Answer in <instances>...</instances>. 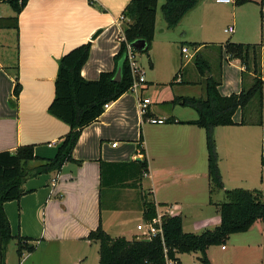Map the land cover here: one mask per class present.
<instances>
[{
  "label": "crops",
  "instance_id": "crops-1",
  "mask_svg": "<svg viewBox=\"0 0 264 264\" xmlns=\"http://www.w3.org/2000/svg\"><path fill=\"white\" fill-rule=\"evenodd\" d=\"M242 1L262 5L260 13L264 12V0ZM129 2L28 0L19 15L15 58L9 63L0 58V151L15 152L21 145L33 144L38 157L51 158L56 154L70 130L67 123L48 111L55 96L58 60L91 41L83 76L95 80L102 71H112L120 46V30L129 22L123 17ZM260 18V42L237 43H261L264 20L261 15ZM99 29L102 32L92 39ZM165 30L163 27L159 32ZM199 43L204 44L198 50L211 63V73L202 75L197 69L205 79L204 89L209 76L219 81L222 95L239 93L244 86L252 84L256 76L252 68L247 69L240 59L231 58L227 53L224 59L225 49L221 45ZM151 51L147 54L149 58ZM255 53L264 80L263 47ZM253 58L252 52L250 67ZM184 74H178L181 83ZM17 81L22 87L18 98L14 95ZM146 91L145 85L138 93L127 91L109 103L97 120L83 128L73 151V157L79 162H67L58 174L28 176L24 181L28 192L19 200L5 203L12 234L33 238L37 244L34 251L24 252L21 259L18 257L19 264H99V243L87 239L90 231L102 224L112 237L124 236L131 240L141 236L138 225L146 223L144 201L155 202L159 216L181 215L186 232L200 233L220 224L218 206L223 201L216 202L214 194L228 189V182L244 183L247 189H259L264 195V88L261 124L257 123L255 110L250 122L241 124L243 110L238 109L233 116L236 124L215 129L224 188L212 193L205 130L196 124L179 122L195 120L198 114L194 108L184 105V100L175 102L177 97H205L206 93L204 96L174 94L169 100L174 107L169 112L153 109L151 103L143 114L139 100L147 97L143 96ZM179 107L194 111H180ZM151 116L165 117L167 121L151 123L148 121ZM171 117L175 121L168 120ZM137 156L148 160V171L139 188L129 184L102 188V160L124 163L137 160ZM38 163L31 161L29 166L32 168ZM117 168L114 167L119 173L113 177L124 174L122 168ZM10 253L8 247L6 264H11ZM185 254H190L194 264L202 263V254L197 251L177 254L176 264H186ZM207 255L212 264H264V221L258 220L247 231L232 234L225 244L210 246Z\"/></svg>",
  "mask_w": 264,
  "mask_h": 264
},
{
  "label": "trees",
  "instance_id": "trees-1",
  "mask_svg": "<svg viewBox=\"0 0 264 264\" xmlns=\"http://www.w3.org/2000/svg\"><path fill=\"white\" fill-rule=\"evenodd\" d=\"M2 2L9 4L15 15L0 16V28L19 30V15L28 0H0V3ZM197 5L198 0H166L161 9L167 27L175 28ZM157 6L158 0H130L123 10V17L129 22L125 24L123 30L125 40L120 42L118 52L114 56L115 68L112 71H102L98 79L89 80L82 74V69L91 53V41L75 47L60 57L55 96L48 111L67 123L70 130L64 136L53 157H38L35 155L33 144L21 145L15 152L0 151V264L7 262L8 247L12 240L16 241V251L20 259L24 252H32L37 246L33 238L12 234L5 203L19 200L28 192L24 186V179L28 176L42 173L58 174L67 162H79L73 157V151L83 128L103 114L105 104L116 101L131 88L134 78L128 56L130 47L135 50L132 44L142 40L145 42V47L140 52L149 55L152 49L156 31ZM261 17L264 20L263 11ZM261 35L259 44L229 41L220 46L231 58L240 59L247 69H253L256 76L249 87L244 86L239 93L222 95L218 88L219 81L209 76L206 78L205 97L181 96L175 101L179 103L184 100V105L194 108L198 114L195 120L179 122L196 124L205 130L211 193L224 188L215 137L216 127L236 124L233 116L238 109L243 110L241 124L250 122L246 112L254 102L257 104L254 107L257 123H262L264 80L261 78V65L256 59L255 52L262 46L264 58V23ZM188 44L194 49L204 43L189 42ZM252 52L254 58L253 65L250 67ZM194 62L200 74L211 73V63L201 51L198 50L195 54ZM119 67L122 70V78L120 81H115L114 76ZM183 69L177 73V77ZM21 88V84L17 81L14 86L16 98L19 97ZM168 120L175 121L172 117ZM31 161L39 163L30 168ZM262 163L264 164V157ZM114 167L122 168L124 174L113 177L114 173H119V170ZM100 168L102 188L122 186V184L139 188L144 174L148 171V160L145 158L124 163L102 160ZM224 193L226 200L218 206L221 216L220 224L213 228H206L200 233L186 232L181 215L164 214L161 216L163 235H157L147 241L140 236L131 240L124 236L112 237L102 224L90 231L87 239L99 243V264H168L169 260L179 262L177 256L179 253L197 251L202 254L200 259L203 264H212L207 255V249L210 246L225 244L232 234L247 231L258 220L264 221V195L261 190L236 187L225 189ZM158 216L156 203L144 201L145 222L150 223Z\"/></svg>",
  "mask_w": 264,
  "mask_h": 264
},
{
  "label": "rangeland",
  "instance_id": "rangeland-1",
  "mask_svg": "<svg viewBox=\"0 0 264 264\" xmlns=\"http://www.w3.org/2000/svg\"><path fill=\"white\" fill-rule=\"evenodd\" d=\"M165 1H158L157 35L156 40H153L151 56L149 58L147 53L138 51V59L145 71L146 82L143 85L147 87V91L143 96L151 99L153 109H164L169 112L168 109L174 107V103L169 101L171 100L170 96L174 97V94L177 96H180V94L204 96L206 93L203 83L205 79L198 73L194 58L185 64L187 56L182 53L181 46H188L189 42H208L216 45L225 44L229 41L260 42V6L262 5L257 6V4L250 1H239L234 4L219 3L216 0H198V5L186 14L179 25L175 28H168L161 9ZM10 15H13L12 7L3 2L0 3V16ZM202 23L204 24L202 25ZM230 26L235 27L234 32L226 31ZM163 27H166V30L159 32ZM184 31H187L186 35ZM16 39L17 32L15 28H0V58L1 60L5 58L4 62H13ZM9 45L12 47L7 51L6 48ZM190 51H193L192 47H190ZM225 57L226 52L224 51V59ZM181 69H183L181 72L186 73L182 83L177 79V73ZM195 81H198V83H195ZM165 100H168L169 104L165 103ZM255 106L257 105L254 103L251 107H248L246 117L253 118L254 114L252 112ZM178 109L180 111H194L192 108L183 110L184 108L179 107ZM182 116L188 115L184 114ZM227 186L228 189L236 188V186L247 189V187H244L246 186L244 183L233 185L228 182ZM214 198L216 202L218 200H221L220 202L225 201L224 191L216 192ZM213 208L215 206H212ZM136 222L135 219V225ZM95 247L97 249L98 245ZM9 248L11 249L10 263L19 264L15 240L10 242ZM183 258L186 264H194L190 254H185ZM195 264L203 263L196 261Z\"/></svg>",
  "mask_w": 264,
  "mask_h": 264
},
{
  "label": "built area",
  "instance_id": "built-area-1",
  "mask_svg": "<svg viewBox=\"0 0 264 264\" xmlns=\"http://www.w3.org/2000/svg\"><path fill=\"white\" fill-rule=\"evenodd\" d=\"M219 3H233L235 0H216ZM123 18V17H122ZM226 31H234V27H229L226 29ZM122 32L121 35H119L118 39L120 42L125 40L124 32L123 30H120V33ZM181 51L183 54L187 56V60L185 64H187L189 61H191L194 57L195 54L198 51V48H194L193 51H190V47L187 45H182L181 46ZM128 56H129V61L132 69V74H133V83L131 85L130 90L138 93L140 89L142 88L143 84L146 82V79L144 77V68L139 62L138 59V51L134 50L132 47H130L128 51ZM177 79L181 81V76L178 75ZM152 103L151 99L149 97L146 98H141L139 100V108L141 113H146L147 108L149 105ZM109 107V103L105 104V109ZM148 121L151 123H165L167 121V118L165 117H149ZM114 146L116 143L113 144ZM138 228L142 230V235L140 236L141 238H149L151 239L152 237H155L157 235H163V228H162V220L161 216H158L153 219L152 222L150 223H144L138 225ZM168 264H176L174 260H169Z\"/></svg>",
  "mask_w": 264,
  "mask_h": 264
},
{
  "label": "water",
  "instance_id": "water-1",
  "mask_svg": "<svg viewBox=\"0 0 264 264\" xmlns=\"http://www.w3.org/2000/svg\"><path fill=\"white\" fill-rule=\"evenodd\" d=\"M102 32V29H99L98 31H96V33L93 35L92 39H95L100 33ZM133 47L135 49H137L138 51L142 50L144 47H145V42L142 41V40H139V41H135L133 44ZM122 78V70L121 68L119 67L116 71V74L114 76V80L115 81H120ZM137 160H142L143 159V156H137L136 157ZM25 181V179H24ZM143 240H149V238H141Z\"/></svg>",
  "mask_w": 264,
  "mask_h": 264
},
{
  "label": "bare ground",
  "instance_id": "bare-ground-1",
  "mask_svg": "<svg viewBox=\"0 0 264 264\" xmlns=\"http://www.w3.org/2000/svg\"><path fill=\"white\" fill-rule=\"evenodd\" d=\"M136 51H138L137 49H135Z\"/></svg>",
  "mask_w": 264,
  "mask_h": 264
}]
</instances>
